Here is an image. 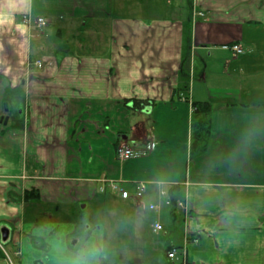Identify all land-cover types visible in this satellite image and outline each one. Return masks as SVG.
Instances as JSON below:
<instances>
[{
  "label": "crops",
  "instance_id": "crops-1",
  "mask_svg": "<svg viewBox=\"0 0 264 264\" xmlns=\"http://www.w3.org/2000/svg\"><path fill=\"white\" fill-rule=\"evenodd\" d=\"M0 12V239L6 228L17 264H182L146 258L156 222L184 264H264V0H0ZM25 14L50 22L28 29ZM232 43L243 53L222 56ZM193 102L211 104L194 152ZM110 181L147 187L124 200Z\"/></svg>",
  "mask_w": 264,
  "mask_h": 264
},
{
  "label": "built area",
  "instance_id": "built-area-1",
  "mask_svg": "<svg viewBox=\"0 0 264 264\" xmlns=\"http://www.w3.org/2000/svg\"><path fill=\"white\" fill-rule=\"evenodd\" d=\"M22 21L24 23V25H26V27L28 28H36V29H41L43 27H45L49 20L46 17H35L32 18L30 15H25L22 18ZM223 49L229 50L233 56H238L240 54L243 53V49L241 48L240 45L238 44H228V45H224ZM34 64L36 66H41V61L37 60L34 62ZM154 147V142L153 141H148L143 148H136V147H131V146H125V145H119L116 148V158L119 161H127L130 159H135V158H140L145 156L146 154H148L150 151H152ZM135 189L133 194H130L129 191L123 189L120 184L118 183H114V182H109V187L112 190H116L119 192L120 197L122 199H133L135 201H139L141 200V198L144 196L147 184L145 182H137L135 185ZM166 192L165 190L160 189L159 191V195L160 196H165ZM178 207H184V203L179 202L177 203ZM148 208L150 210H155L156 209V205L155 204H150L148 206ZM162 229V226L159 223H154L152 226V231L153 232H159ZM196 241V240H195ZM184 249L182 250H177L172 248L168 253H167V257L170 260H177L180 258L181 261H183L182 264H184V259H185V253H184Z\"/></svg>",
  "mask_w": 264,
  "mask_h": 264
},
{
  "label": "rangeland",
  "instance_id": "rangeland-1",
  "mask_svg": "<svg viewBox=\"0 0 264 264\" xmlns=\"http://www.w3.org/2000/svg\"><path fill=\"white\" fill-rule=\"evenodd\" d=\"M35 17H40V16H32V18H35ZM46 17V16H45ZM228 50H221L219 51L222 56H227L229 55V53L227 52ZM220 60L217 62V61H213L212 64H210V69H218L220 68ZM222 63V62H221ZM89 206L85 209H82L83 212L80 213V217L81 215L82 216H86L87 213H89ZM110 210L113 212L112 214H110L109 216H111L112 218H115V217H118L119 215V208L117 207H111ZM110 211V212H111ZM115 213V214H114ZM130 228V226H129ZM161 235H160V232L159 233H154L152 232L149 228H148V224H146V226L144 227V230H143V239H144V242H145V248L147 251H149V257H146V258H152L153 260H156V261H163L165 258V254H166V251H165V248H166V241L164 240H161ZM120 243L124 242V243H128V246L130 248V251H132L131 253L134 254V255H131L130 254V257H129V260L130 259H133L131 257H136L138 255V252H137V246L135 245L134 242H132V238L130 237V234L128 236V241L126 240H119ZM0 264H17V261H16V256H19L21 255V252L20 250H18L17 252V255L14 257V255L12 254V251L10 250L9 246L7 244H4L3 242H1V239H0ZM5 252V253H4ZM3 255V256H2ZM152 256V257H151ZM2 257V258H1ZM8 259V260H7Z\"/></svg>",
  "mask_w": 264,
  "mask_h": 264
},
{
  "label": "trees",
  "instance_id": "trees-1",
  "mask_svg": "<svg viewBox=\"0 0 264 264\" xmlns=\"http://www.w3.org/2000/svg\"><path fill=\"white\" fill-rule=\"evenodd\" d=\"M192 107L194 113V122H193V141H192L191 149L194 152L199 147H201L205 141V136L207 133V124L205 120H203V118L200 117V115L208 114L211 110V104L209 102H193ZM169 249L170 247L166 249V252Z\"/></svg>",
  "mask_w": 264,
  "mask_h": 264
},
{
  "label": "clouds",
  "instance_id": "clouds-1",
  "mask_svg": "<svg viewBox=\"0 0 264 264\" xmlns=\"http://www.w3.org/2000/svg\"><path fill=\"white\" fill-rule=\"evenodd\" d=\"M16 2H17V0H8L9 5L12 7H15ZM18 2L20 4H25L27 2V0H18ZM9 22H11L10 18L8 16H6L3 12H0V25L6 24Z\"/></svg>",
  "mask_w": 264,
  "mask_h": 264
},
{
  "label": "water",
  "instance_id": "water-1",
  "mask_svg": "<svg viewBox=\"0 0 264 264\" xmlns=\"http://www.w3.org/2000/svg\"><path fill=\"white\" fill-rule=\"evenodd\" d=\"M4 109L6 108L4 107ZM6 121H7L6 117H3V116L0 117V123L6 124ZM7 236H8V230L6 228H3L1 230V240L5 241Z\"/></svg>",
  "mask_w": 264,
  "mask_h": 264
}]
</instances>
